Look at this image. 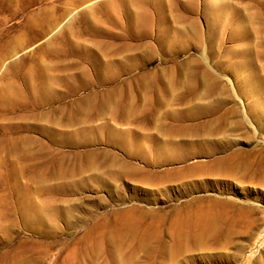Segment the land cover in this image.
Returning <instances> with one entry per match:
<instances>
[{
	"label": "rangeland",
	"instance_id": "374dc122",
	"mask_svg": "<svg viewBox=\"0 0 264 264\" xmlns=\"http://www.w3.org/2000/svg\"><path fill=\"white\" fill-rule=\"evenodd\" d=\"M41 6L0 26V264H264V0Z\"/></svg>",
	"mask_w": 264,
	"mask_h": 264
},
{
	"label": "bare ground",
	"instance_id": "6f19581e",
	"mask_svg": "<svg viewBox=\"0 0 264 264\" xmlns=\"http://www.w3.org/2000/svg\"><path fill=\"white\" fill-rule=\"evenodd\" d=\"M57 1H59V0H0V12L5 11V10H10V17H3V18L1 17L0 18V26L2 25V28H3L4 24H7L8 21H10V20L14 21V19H16L20 14H22L25 10L31 8L34 5L39 4L42 6L39 7L38 10L32 12L30 17L32 15H36L40 11L48 9L49 7H51L53 5V3L57 2ZM140 1H142V0H135V2H137L138 4H140ZM106 12H107V10H106ZM26 18H24V19H26ZM104 21L105 20H104L103 15H102V16L96 18L95 21H92V23H88L87 27L89 29H92L93 27L96 26V23H104ZM23 23L24 22L19 21V22H14L11 25H8L4 29L0 30V35H2L3 31H6L8 29L15 27V25H20ZM0 43H3V41H0ZM9 43H10V41H8V40L4 42L5 45H9ZM31 60L39 62V60L33 56H29L25 59V61L28 62L29 64H30ZM31 73H32V71L30 69H28L27 73L25 75V78L27 80L29 79ZM234 162L235 161H234V157H233V165H234ZM203 165H205V164L202 162H198L197 164H192L191 166H189L188 169H195V168H198V167L203 166ZM246 168L247 167L240 168V169L245 170ZM240 169H238V170L240 171ZM210 171L213 173L232 172L231 164L229 162V156L221 157V158L214 160V162L211 165ZM205 209L207 211L210 210V208H208V207ZM219 221H220V215H218L216 213L210 214L208 217V220H207V228H209L210 226H212L215 223H219ZM194 240L198 243H201L203 241V239L201 237H198V236H195ZM210 264H218V263H210ZM219 264H235V263H233L232 261L231 262L227 261L225 263H219Z\"/></svg>",
	"mask_w": 264,
	"mask_h": 264
}]
</instances>
